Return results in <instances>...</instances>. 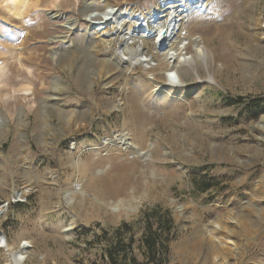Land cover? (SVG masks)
<instances>
[{
	"label": "rangeland",
	"instance_id": "obj_1",
	"mask_svg": "<svg viewBox=\"0 0 264 264\" xmlns=\"http://www.w3.org/2000/svg\"><path fill=\"white\" fill-rule=\"evenodd\" d=\"M88 6L0 0V204L11 201L0 228L11 245L31 241L23 264H158L143 245L154 207L174 221L160 264H214L196 234L230 213L239 247L226 264H264V0L189 5L187 38L202 36L209 68L188 44L176 86L161 67L119 75L114 28L98 42ZM68 110L87 113L78 125ZM120 132L148 156L111 143ZM28 170L36 182L16 199ZM78 180L87 192L72 198Z\"/></svg>",
	"mask_w": 264,
	"mask_h": 264
},
{
	"label": "bare ground",
	"instance_id": "obj_2",
	"mask_svg": "<svg viewBox=\"0 0 264 264\" xmlns=\"http://www.w3.org/2000/svg\"><path fill=\"white\" fill-rule=\"evenodd\" d=\"M87 1L89 6L86 8L85 14L87 18L94 19L91 27L97 34V41L103 40L106 43L109 27L114 28V36L108 41V44L122 60L119 64V75L122 74L125 77L128 71L136 69L153 74L152 72L157 67H161L166 74L168 85H179L183 81L182 73L187 70L182 65L188 61V44L194 46L195 53L200 56V62H205L209 68L207 47L202 36L187 38L188 31L185 28L184 19L187 9L190 8L189 5L201 9L205 5H209L212 0H159L160 6L156 4L146 11L119 7L111 0H101L99 6L95 5L93 0ZM174 20H176L175 28L165 35L163 28L171 26ZM120 102L115 103V106H120ZM86 113L85 110H68L69 120L80 125ZM133 140V136L129 132H120L116 140L111 143L113 142L115 146L124 150L133 148L136 152L142 153L143 157L148 156V151L147 153L141 151V146ZM35 180L32 171L28 170L24 177V187L15 191L12 197L16 199L27 197L36 182ZM67 189L72 198L83 196L87 192L86 184L80 180L77 185L69 184ZM10 203V198H7L3 204H0V227L8 215ZM234 221L231 213L222 216L216 215L207 224L206 229L201 226L197 231L196 239L202 244L200 246L203 253H206V257L207 255L213 257L214 264H226L227 257L239 247L231 229V224H236ZM29 243L31 241L11 245L5 230L0 228V247L7 248L9 264H23L27 257L33 254V247Z\"/></svg>",
	"mask_w": 264,
	"mask_h": 264
},
{
	"label": "trees",
	"instance_id": "obj_3",
	"mask_svg": "<svg viewBox=\"0 0 264 264\" xmlns=\"http://www.w3.org/2000/svg\"><path fill=\"white\" fill-rule=\"evenodd\" d=\"M211 185H208V187ZM149 224L143 236V245L148 262H156L160 264L159 258L162 256L167 257L170 249V239L174 230V221L169 209L161 211L158 207H154L147 213ZM128 226L127 223H124ZM157 224V225H156ZM133 237L130 235L127 245L132 248ZM114 246V245H113ZM119 250L110 247L108 250L110 260L114 262L117 260ZM133 260L134 257H133Z\"/></svg>",
	"mask_w": 264,
	"mask_h": 264
},
{
	"label": "water",
	"instance_id": "obj_4",
	"mask_svg": "<svg viewBox=\"0 0 264 264\" xmlns=\"http://www.w3.org/2000/svg\"><path fill=\"white\" fill-rule=\"evenodd\" d=\"M156 6V5H155ZM157 6H160V4H157ZM158 8V7H157ZM159 12V11H158ZM175 22H176V20H174L173 22H172V24H171V26H169V27H164L163 28V31H164V34L166 35V33L167 32H169L170 30H173L174 28H175ZM170 28V29H169Z\"/></svg>",
	"mask_w": 264,
	"mask_h": 264
}]
</instances>
